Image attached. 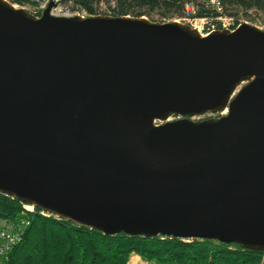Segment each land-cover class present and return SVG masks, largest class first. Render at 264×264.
Segmentation results:
<instances>
[{"label": "water", "instance_id": "1", "mask_svg": "<svg viewBox=\"0 0 264 264\" xmlns=\"http://www.w3.org/2000/svg\"><path fill=\"white\" fill-rule=\"evenodd\" d=\"M53 6L0 0V194L106 236L264 252V29Z\"/></svg>", "mask_w": 264, "mask_h": 264}, {"label": "trees", "instance_id": "2", "mask_svg": "<svg viewBox=\"0 0 264 264\" xmlns=\"http://www.w3.org/2000/svg\"><path fill=\"white\" fill-rule=\"evenodd\" d=\"M24 6L23 0H8ZM104 0H75L89 15ZM111 16L150 19L153 14L167 22L181 19L187 0H106ZM114 1V7L110 6ZM223 13L234 16L235 9L257 11L264 23V0H220ZM195 0L196 18H214L217 13L207 3ZM35 14V13H33ZM40 16L39 14H35ZM21 203L0 194V217H11ZM154 264H264V252L247 250L235 244L212 240L156 236H131L124 233L106 236L102 232L59 218L36 215L21 242L13 248L4 264H128L132 255Z\"/></svg>", "mask_w": 264, "mask_h": 264}, {"label": "built area", "instance_id": "3", "mask_svg": "<svg viewBox=\"0 0 264 264\" xmlns=\"http://www.w3.org/2000/svg\"><path fill=\"white\" fill-rule=\"evenodd\" d=\"M24 6H20L26 9L27 5L30 7L29 11L35 14H41L51 2L54 6L50 9V14L55 17H89L88 12L76 4L75 0H23ZM114 1H110V6L114 7ZM214 9L217 16L214 18H196V6L195 0H187L184 6L183 17L176 21L185 22L190 25L197 24L199 22L198 29L194 27L203 35L206 36L212 32L219 30H231L233 31L241 24H248L246 21L234 20L233 17L225 15L223 13V6L220 0H209L207 3ZM19 6V5H18ZM26 6V7H25ZM28 10V9H27ZM97 14V13H96ZM110 15V12H109ZM193 26V25H192ZM213 115H207L204 118ZM27 205H21L20 211L11 217H0V264H4L7 260L10 252L15 246H17L27 229L31 224V214L35 213L42 217H50L52 215L36 209L31 206V210H28ZM54 217V216H53ZM56 218V217H54Z\"/></svg>", "mask_w": 264, "mask_h": 264}, {"label": "rangeland", "instance_id": "4", "mask_svg": "<svg viewBox=\"0 0 264 264\" xmlns=\"http://www.w3.org/2000/svg\"><path fill=\"white\" fill-rule=\"evenodd\" d=\"M108 5L109 4H108V2L106 0L100 2L95 7V10H96V13H97L96 15H109ZM29 8L30 7L27 5L26 9L30 10ZM232 12L234 13V16H232L234 18V20L246 21L250 25L256 26V27H258L260 29H264V23L262 21V16H261V14L259 12L251 10V11H248V12L245 13V12L240 11L238 9H235ZM158 18H159L158 15L153 14L152 17L150 18V20H156ZM192 25H193V27L195 25V27L198 29L199 22H197V24H192ZM132 256H136V255L133 254ZM132 259H131V256H130L128 264H154V263H151V262L144 261L140 257L138 259L137 258H134L133 260Z\"/></svg>", "mask_w": 264, "mask_h": 264}, {"label": "crops", "instance_id": "5", "mask_svg": "<svg viewBox=\"0 0 264 264\" xmlns=\"http://www.w3.org/2000/svg\"><path fill=\"white\" fill-rule=\"evenodd\" d=\"M132 258H133V259H134V258H137V259H138L139 257H138V256H131V259H132ZM133 259H132V260H133Z\"/></svg>", "mask_w": 264, "mask_h": 264}, {"label": "bare ground", "instance_id": "6", "mask_svg": "<svg viewBox=\"0 0 264 264\" xmlns=\"http://www.w3.org/2000/svg\"><path fill=\"white\" fill-rule=\"evenodd\" d=\"M26 208H27L28 210H31L32 207H31V206H27Z\"/></svg>", "mask_w": 264, "mask_h": 264}]
</instances>
